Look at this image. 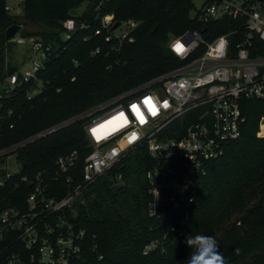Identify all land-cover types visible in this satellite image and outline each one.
<instances>
[{"label": "trees", "instance_id": "obj_1", "mask_svg": "<svg viewBox=\"0 0 264 264\" xmlns=\"http://www.w3.org/2000/svg\"><path fill=\"white\" fill-rule=\"evenodd\" d=\"M80 3L24 0L21 14L13 16L5 9L6 0H0V80L17 71L8 59L15 44L4 37L14 22L23 26L20 34L24 37L59 42L57 54L37 73L40 92L27 98V92L37 85L32 80L3 101L0 150L178 66L181 61L169 50L168 42L186 30L201 27L192 16V0H111L101 14H112L117 21L131 19L137 25L130 33L133 41L123 40L106 55L117 42L105 43L101 36H94L100 25L93 6L79 15ZM72 17L88 26L78 27L70 39L62 40V22ZM229 28L227 22L215 34ZM96 46L102 52L92 56ZM259 53L264 54V47ZM241 106L246 117L241 136L208 163L206 174L197 181L193 202L179 208L168 223L179 226L181 237L171 235L163 249L143 253L148 242L162 237L165 219L157 220L147 213L149 197L142 175L150 157L145 149H138L84 189L74 202L75 211L68 212V219L84 234L76 264H186L191 249L185 239L196 234L213 236L227 264H264V134L259 129L264 97L244 100ZM84 122L73 121L14 151L22 168L0 187V212L25 205L32 184L21 181L24 174L31 179L47 170L52 176L48 195L57 198L81 181L82 159L90 150ZM74 150L80 160L70 172L73 181L67 182L56 172L55 161ZM6 252H19L24 264H35L23 249L11 247Z\"/></svg>", "mask_w": 264, "mask_h": 264}, {"label": "built area", "instance_id": "obj_2", "mask_svg": "<svg viewBox=\"0 0 264 264\" xmlns=\"http://www.w3.org/2000/svg\"><path fill=\"white\" fill-rule=\"evenodd\" d=\"M80 1L79 15L93 6L100 25L94 36H101L105 43L117 42L106 55L123 40L133 41L130 33L137 25L134 20L120 21L112 29L117 20L112 14H101L111 0ZM5 9L9 11L10 7L6 4ZM192 16L200 23V29L186 30L168 42L169 50L181 64L0 150V157L14 154L17 148L46 133L85 120L83 129L90 150L82 159L81 181L57 198L48 195L52 176L47 170L39 171L31 179L25 174L21 176V181L31 182L32 188L22 208L11 206L0 212V244L4 246L0 248V264H24L19 252H6L11 247L23 249L35 264H76L84 234L79 229L74 235L75 224L68 219V212L75 211L74 202L84 189L138 149H145L150 157L144 172L149 197L147 213L157 220L165 219L162 237L148 242L143 253L163 249L171 235L182 236L179 226L169 225V221L179 208L193 202L197 181L206 174L208 163L241 136L246 122L242 102L264 97V54L259 53L264 47V0H204L200 9L194 7ZM227 22L231 28L216 35V30ZM123 24L129 31L114 35ZM87 26L86 22L78 24L75 18H68L62 22L61 39L68 40L78 27ZM20 32L10 41L28 44L32 68L24 73H7L0 80V110L5 99L32 80L37 85L27 92V98L40 92L37 73L45 69L46 62L59 49L57 40L24 37ZM101 52L100 46H96L91 55ZM2 118L0 113V121ZM79 160L76 150L60 155L55 161L56 172L72 182L70 172ZM18 164L20 172L22 165ZM10 176L0 169V187ZM121 178L119 174L118 179Z\"/></svg>", "mask_w": 264, "mask_h": 264}, {"label": "rangeland", "instance_id": "obj_3", "mask_svg": "<svg viewBox=\"0 0 264 264\" xmlns=\"http://www.w3.org/2000/svg\"><path fill=\"white\" fill-rule=\"evenodd\" d=\"M204 0H192L194 7L200 9ZM6 4L10 7V14L13 16H18L21 14V3L19 0H6ZM129 31V27L122 25L120 28L115 30L114 35H121ZM56 48V46H55ZM11 63L17 67L19 73H24L26 70L32 68L33 56H31V51L28 44H15L13 52L8 57ZM262 125H264V118L260 124V134H264L262 130ZM0 169L7 172L8 175H13L19 172V164L14 154L3 155L0 157ZM143 180H144V175Z\"/></svg>", "mask_w": 264, "mask_h": 264}, {"label": "clouds", "instance_id": "obj_4", "mask_svg": "<svg viewBox=\"0 0 264 264\" xmlns=\"http://www.w3.org/2000/svg\"><path fill=\"white\" fill-rule=\"evenodd\" d=\"M185 243L191 249L186 264H227L225 257L218 248L217 240L213 236L189 235L186 237Z\"/></svg>", "mask_w": 264, "mask_h": 264}, {"label": "water", "instance_id": "obj_5", "mask_svg": "<svg viewBox=\"0 0 264 264\" xmlns=\"http://www.w3.org/2000/svg\"><path fill=\"white\" fill-rule=\"evenodd\" d=\"M120 24V21H116L113 25L112 29L118 27ZM21 31V25L14 22L12 25H10L4 33V37L7 41H10L17 33ZM204 31V28L202 29ZM117 191L115 189L112 190V193L115 194ZM74 235H76L79 231L78 225L73 226ZM15 264H23L21 261H17Z\"/></svg>", "mask_w": 264, "mask_h": 264}, {"label": "bare ground", "instance_id": "obj_6", "mask_svg": "<svg viewBox=\"0 0 264 264\" xmlns=\"http://www.w3.org/2000/svg\"><path fill=\"white\" fill-rule=\"evenodd\" d=\"M262 130H264V125H262Z\"/></svg>", "mask_w": 264, "mask_h": 264}, {"label": "snow or ice", "instance_id": "obj_7", "mask_svg": "<svg viewBox=\"0 0 264 264\" xmlns=\"http://www.w3.org/2000/svg\"><path fill=\"white\" fill-rule=\"evenodd\" d=\"M132 139H135V137H132Z\"/></svg>", "mask_w": 264, "mask_h": 264}]
</instances>
